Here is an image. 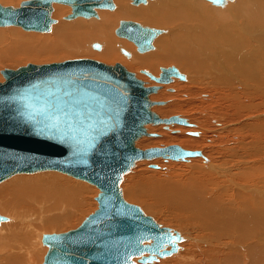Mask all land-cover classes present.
I'll use <instances>...</instances> for the list:
<instances>
[{
  "label": "water",
  "instance_id": "obj_1",
  "mask_svg": "<svg viewBox=\"0 0 264 264\" xmlns=\"http://www.w3.org/2000/svg\"><path fill=\"white\" fill-rule=\"evenodd\" d=\"M54 2L71 6L68 19L96 16L95 8L114 7L112 0H23L17 7L0 4V26L47 32L54 22L50 16ZM159 32L131 20H120L115 29L139 52L150 49ZM122 53L128 55L124 49ZM142 71L159 82L184 78L175 65L161 66L158 76ZM1 73L0 181L16 172L57 169L99 188L97 207L76 227L42 234L47 245L42 263L132 264L137 256L144 264H155L160 256L177 251L180 232L161 226L138 204L127 201L120 188L124 174L139 159L202 154L176 143L136 146V140L148 133V122L191 124L178 114L161 117L151 109L161 102L149 98L158 85H144L119 63L88 57L27 62L15 69L5 67ZM4 219L0 213V221Z\"/></svg>",
  "mask_w": 264,
  "mask_h": 264
},
{
  "label": "rangeland",
  "instance_id": "obj_2",
  "mask_svg": "<svg viewBox=\"0 0 264 264\" xmlns=\"http://www.w3.org/2000/svg\"><path fill=\"white\" fill-rule=\"evenodd\" d=\"M21 1L23 0H6V6L7 5L18 6ZM113 1L116 5L118 4L116 0ZM159 1L163 5L164 2L162 0ZM253 1L257 2V0H253ZM0 2L1 5L2 3H4L2 0H0ZM152 2L154 3L155 0H150V2H148L147 5L146 4L139 5L140 7L139 8L138 5L136 6L130 3V0H125L126 7L128 6L127 8H130L127 11L128 17L118 16L116 18V20L114 21L116 27H113L112 29V36L115 37L117 40H122L123 42L126 41L127 43L128 42L132 43L131 41L125 38L118 37L114 34V28L116 29L118 27L120 20H130V19L139 20L140 22L143 21V23L144 21L145 23L148 22L147 24L149 25L152 24V26L154 25L155 27H161V28L167 27V26L164 27V23L170 24L169 21H165V22L160 21L156 26L154 22V17H151V19L153 18L151 21L149 18H148L149 21L148 19H146L147 20L146 21L145 16L140 14H138V19L136 17H132L134 12L137 11L139 12L141 10L146 11L147 9L146 6L148 7L149 5H151ZM176 5L180 6L178 3H176ZM62 6L67 7V5H62ZM167 6L168 8H166V10L168 12H173L177 9V7L171 4ZM194 7L196 6L194 5H192V7L184 6V5L181 6V8L184 11L186 10L187 12H189L191 16H196L198 19H203L202 15L198 14L199 13L198 10ZM130 10L132 11V13H130L129 16V12H131ZM112 11L115 12V9L114 10L98 9L97 14L98 15L104 14V16L112 17L114 16L113 15L114 13ZM241 11L244 13L245 16V9H242ZM234 12L236 14H240V9H234ZM69 13L70 12L64 13V15H67ZM64 15H61V18ZM154 15H156L155 12ZM52 18H54L55 20L59 19V17H56L54 15H52ZM81 18L84 21L90 19V18L86 19L83 17ZM91 18H95V17H91ZM242 18L244 19L245 17ZM62 19L68 22L71 21L64 18ZM247 19L249 20V18ZM175 23H177V21H175ZM171 28L172 27H170V32L167 35L164 34V36H167V38H169L168 36L171 33ZM11 30L12 32L14 31V33L20 37L27 36L29 38L38 37L42 39V36L40 35L45 33V32L26 31L18 26H7V27H0V36L2 37L5 35V37L7 38L6 35H9ZM173 32L178 33L179 31L173 29ZM162 34H160V37L156 39L155 45L158 50L155 49L154 50L155 53H153L154 51H150L149 52L151 54L150 55L148 52L146 54L145 53L142 54L134 51L133 54L140 57L143 56L156 57L157 56L156 52L159 51L158 47L160 46V45L158 46L159 40L163 36ZM188 43H189V39L187 45ZM7 44L8 41L6 42L0 41V49L5 48ZM117 51L124 60L126 59L125 60L126 65H124V67H126L128 70H131L136 73L139 72V70L141 69H146L139 66L137 67V64H135V62H132L133 61L131 60L132 58H127L125 55H123L120 52L118 48ZM81 52L82 51L65 52L64 50H60V52L54 54V57H48L44 55L42 52L34 53L33 51H29L30 57H25L23 55L22 57L21 54L17 52V50H13L8 56H5L3 54L0 55L1 57L0 71L5 67L15 69L20 65L26 64L27 62L39 64L44 62L62 61L64 59L86 57L87 55H92L96 53L101 54L102 51L101 50L96 51L95 49L89 48L88 50H84L82 53ZM88 52L90 53L88 54ZM95 57L92 56L88 58L96 59ZM199 57H203V56H199ZM97 60H100L104 63L111 65L115 64L116 62V61L105 62V60L100 58ZM165 60H167L168 63H163V62L159 64L157 63V67L160 65L164 66L165 64L167 65L173 64L175 66H179L180 71L184 72V74L187 76V79L180 80L178 78H175V81H173V83L171 82L168 85L166 84L167 87H165V89L163 88V91H159L155 93L154 96H156V98L152 100H160V101L163 100V105L165 104L167 105L165 109H168L167 110L168 113L166 115L163 114L164 116L162 117H168L173 114H178L180 116L185 117L191 123V126L189 127L184 126V129L181 132V134L176 135L174 137L170 133H169L170 135H165L164 133L166 130L164 128L158 127L160 125L157 124L155 125L152 123L146 124L145 126L149 134L158 133L160 135L143 136L142 138H140V140L136 142V145L138 144L137 146L140 148H146L150 146H164V145L176 143L187 149H200L202 155L197 157L187 158L185 160H171V159L166 160L163 158H158L153 160V162L158 163V168L150 167L148 161L136 163V166L134 168L143 170V176H136L135 173H131V172L124 176L123 181L120 184L123 197L129 202L138 204L142 208L145 214L153 217L158 223L162 224L163 226H169L172 229L178 230L181 233V235L184 237L182 241L178 242V246L180 248L175 254H172L171 256L165 258H160L158 262H154L155 264H219V260L221 258L222 259L228 258L230 256L233 258V260L242 256H244L243 258H246L247 251H245V248L251 246L254 243V241L250 239V234L247 236L246 239L242 241L240 245L243 247V249H240V245L238 244L237 239H234L235 238L234 235L237 233L235 232V229L228 228L225 232H222V230L219 228L229 225L230 220L212 219L211 214H213V216L214 213L216 212H218V214H221L220 212L222 209L226 211L228 209H232V207L237 210L236 206L238 203L236 202H239L241 196L245 197L247 195L249 196V194H253L255 188L259 190L264 189L263 182L261 183L259 180L261 178L262 179L264 178V172L263 173L255 172L256 169H254L253 171L251 169L246 170V168H251L252 166H256V165L264 166V153L262 154V156L259 155L257 158L253 157L254 155L253 156L251 155L252 157L249 156V154L251 153L253 154L258 150L260 154L264 151L260 149L264 144L263 141L264 135L258 134L256 133V131H254V127L258 128L259 123H261L264 118V109L262 111V108H264V103H263L264 95L262 93L258 95L256 93L251 94L250 90H252V83L245 82L241 78H237L236 80H233L231 79L232 77L225 72V70H223L222 72L223 78L221 75H217L220 77V80L217 83L211 82L212 78H210L209 76L207 79H204V84L207 85L205 87L203 86V84L201 85L200 83L196 84L195 81L194 84H192L191 81L197 79L199 75L196 76L194 75L195 73L193 71L187 70L186 64L182 63L180 66L178 63H175L174 61L169 62L170 59L168 58H166ZM202 63L203 65L201 66L200 69L208 70L206 61H202ZM128 64H130V66H128ZM227 68L229 69L230 67L228 66ZM229 70L232 71L233 69L230 68ZM190 71L193 72V74ZM233 72L234 70L232 71V73ZM139 74H141V76L144 75L142 73ZM144 77L148 82V84H144V85L147 86L151 85L153 81L150 78H148L146 75H144ZM2 80L4 79L2 73L0 72V81ZM228 80L230 81V83ZM153 83L157 84L155 82ZM242 83L246 84L244 85L245 87L243 86ZM238 84H241L243 87L238 88L237 87ZM188 89L190 93L188 92ZM245 92H250V94L249 93L246 94ZM252 104H255L256 106H252ZM174 108H177L178 112ZM254 110H259L257 111V121H255L256 117L251 114ZM260 112L262 113L258 115ZM259 118L261 120H259ZM174 126L181 127L183 125L176 124ZM188 131H196L198 135L197 136L191 135L190 132ZM258 136H261V140H260L261 145H257L259 144L257 143ZM253 139L256 140V142L255 141L253 142ZM205 156L206 159L210 163H212L213 169H206L204 167L203 159H205ZM259 157L261 160L259 159ZM261 169L263 170V167H261ZM41 172L39 174L40 175L43 174V175L41 176L39 175L38 177H42L43 178L42 181L47 183V186H46V190L43 191L44 193L40 196V199H34L32 201L21 200L22 202L21 203L16 201V197L15 198L9 197V195H11L12 184L19 185L20 183H25L26 178H34L35 175L36 176L38 175L37 174L38 172L33 174L34 177L33 175H30V177L29 175H26L27 176L26 177L24 174L14 175L0 183V196L2 197V199L5 202H7V204L9 205L11 204L10 206H12L13 210L22 211L21 217L14 218L13 216L9 215L12 218L4 219L2 221V224L8 223V227L10 228L9 223H13L15 226L18 223H23L26 226V229L30 230L31 236L28 237L31 238V240L27 237L29 240L28 243L30 247L32 246L35 247V250L30 253L39 254V255L37 254L32 255L33 256L32 259L36 260L37 262L32 261L30 264H43L42 263L43 255L47 250V246L42 244V239H41L42 236H40V234L41 233L43 234L44 232L65 231L70 228L76 227L88 213H90L97 207V202L95 200V197L99 191V189L96 186L92 185L91 183H88L84 180L76 179L72 176H69L67 174L58 171L51 170V171H44L46 173L43 172L41 173ZM226 175H230V177L228 176L229 180L226 179ZM141 177L144 178L143 179L144 182L138 181L136 185L141 186L142 192H136V188L132 189V186L134 184V181L140 179ZM166 178L168 179V181L175 180L178 183H180L179 181H181V183L183 182L182 184L181 183L180 184L181 186L184 187V190L187 192V194L191 196L192 201L187 200L183 197H179V195L177 194L176 196L179 198L178 201L172 202L171 200H167V201L160 200L157 197L156 193L152 191L153 188L151 183H147V182L148 180L151 181H156V180L159 181L160 179L166 180ZM53 183H60L63 186L62 188L56 187L57 188L56 191L58 192L59 197L63 199L64 204L60 205L59 207H56V204H54L53 202H46V204L49 207L53 206L52 208H48V206H44L43 202L45 201H43V198L47 195V193H52L50 191L51 189L49 188V185ZM231 183L234 186H232ZM238 185H241L243 188L239 189L240 187H238ZM232 188L234 189L236 188V189L234 190ZM236 190L239 192L237 193ZM240 190H244L245 192ZM249 190L250 191L253 190V191L250 192ZM248 191L250 193H248ZM38 205L42 206V212L35 210L36 207L37 209H39ZM202 209L206 210L205 215L209 219H206L205 216L201 212H199ZM0 213L6 216L8 214V211L2 210V207L0 206ZM42 216H44L43 219ZM45 219H53L55 222L53 225L52 224L50 225L49 224L50 222L46 221ZM6 226L7 224H5V227ZM10 230L7 228L0 230V234H1L0 257L2 255H5L6 253L10 254L11 251L14 252L16 250H17L16 253L21 252L20 254L22 253L24 254V252H22L21 249L19 250L20 238L18 239L16 237L18 240L16 238L14 239V236L11 235ZM16 232L22 235L27 234V232L24 233L21 232L20 230L18 231L16 229H12V234H15ZM231 234H232V238H229ZM36 236H40L39 237L40 239ZM16 240L18 241V245L16 246L18 249L16 247H15L16 249L13 248L17 243ZM226 242H229L230 244H227ZM35 245H37V247ZM224 245L227 246L230 245L232 246L231 247L232 249L226 248ZM242 250H244L245 252ZM12 257L14 256L12 255ZM24 261L26 264L28 263L29 259L25 257V260L23 259L22 262ZM243 261L245 263L247 261V258L243 259ZM134 264H142V263H139L137 260H135Z\"/></svg>",
  "mask_w": 264,
  "mask_h": 264
},
{
  "label": "bare ground",
  "instance_id": "obj_3",
  "mask_svg": "<svg viewBox=\"0 0 264 264\" xmlns=\"http://www.w3.org/2000/svg\"><path fill=\"white\" fill-rule=\"evenodd\" d=\"M2 1L4 2V3H2V5L6 6V0H2ZM116 1L118 2L117 5L112 0L114 7L111 9H109V8H95L96 16H91V17H95L98 19L91 18V17H88V18H90V19H88L86 17H83V18L88 19L86 21H84L81 18L82 16H77V18L74 17V18L68 19L66 17L68 14L64 15V13H67V12L71 13V10H72L71 6L68 4L54 2L52 4V11H51L50 16L52 17V15H54L56 17H59V19H57L58 20L57 21L53 18L54 22L51 24L50 30L43 33L42 35H40V36H42V39L38 38V37H36V38H29L27 36L20 37L17 34H15L14 31L12 32V30H11L9 35H6L7 38L5 37V35L2 37L0 36V41H2V42L8 41V44L6 45V47L0 49V55L3 54L5 56H8L13 50H17V52L20 53L21 56L23 55L25 57H30L29 51H33L34 53L42 52L44 55H46L48 57H54V54L60 52V50H64L65 52L66 51H68V52L69 51L70 52L82 51L83 52L84 50H88L89 48H92V49H95L96 51L101 50L102 51L101 54L96 53V54H92V55H87L86 57H92V56L95 57L96 56L95 57L96 59L100 58V59L105 60V62L106 61H108V62L109 61H112V62L116 61L117 63L124 66V65H126L125 64L126 59L124 60L122 58V56L118 53V51H117V48H118L121 53H122V49L126 50L128 55H125L124 53H122V54L125 55L127 58H132L131 59V60H133L132 62H135V64H137V67L139 66V67L146 68L147 71H149L151 74H153L155 76L159 75L160 67L162 66V65H160L157 67V63L158 64L161 62L168 63V61L165 60L166 58H168V59H170L169 62L174 61L175 63H178L180 66L182 63L186 64L187 70L193 71L195 73L194 75H196V76L199 75V77H197V79H194L193 81H191L192 84H194V81H195L196 84L200 83V85L203 84V86L205 87L207 85L204 84V79H207L209 76H210V78H212L211 82L217 83L220 80V77L217 75L222 76V74H223L222 72H223V70H225V72L229 76H231L232 77L231 79H233V80H236L237 78H241L245 82L252 83V90H250L251 94L256 93L258 95V94L262 93L264 95V0H257V2L253 1V0H224V2L221 5L213 4L208 0H162L164 2L162 5L159 0H155L154 3L152 2L151 5H149L148 7L146 6V8L148 10L146 9V11H142L140 9L141 11L134 12L133 15L131 14L132 17H136L137 19H138V14L143 15V16H145V20L149 18L150 21L153 19V18L151 19V17H154V22H155L156 26L158 25V23L160 21H162V22L169 21L170 22V24L164 23V27L165 26H167V27L161 28V27H155L154 25L152 26V24L149 25V24H147L148 22L145 23V21L143 23V21L140 22L139 20L130 19L131 21L138 22L143 26H148V27L160 29V32L155 36V38L152 41V47L146 51H143V52H139L137 50L136 45L132 41H131L132 43H130V42L127 43L126 41L123 42L122 40H117L115 37L112 36V29H113V27H116L114 21L116 20V18L118 16H127L128 17L127 11H128V9H130V8H127L128 6L126 7L125 0H116ZM148 2H150V0H146L145 3L135 4L132 2V0H130V3H132L133 5H136V6L138 5V7H139V5H142V4L147 5ZM176 3H178L180 6H177ZM0 4H1V2H0ZM169 4L177 7V9L173 12H168L166 10V8H168L167 5H169ZM207 4H209L210 6ZM62 5H67V7L62 6ZM182 5L189 6V7H192V5L196 6L194 8H196L198 10V12H199L198 14H201L203 19H198L196 16H191L189 12H187L186 10L184 11L181 8ZM7 6H13V5H7ZM157 6H158V8H157ZM14 7H17V6H14ZM138 7H137V9H138ZM98 9H105V10H114L115 9V12L112 11L114 13L113 14L114 16H112V17L104 16V14L98 15L97 14ZM234 9H240V14H236L234 12ZM242 9H245V16H244V13L241 11ZM135 11H136V9H135ZM154 12L157 16L154 15ZM109 13H111V12H109ZM130 13H132V11L129 12V16H130ZM61 15H64V16H62V18L67 19V20H71L72 22L71 21H69V22L64 21L61 18ZM242 17H245V18L243 19ZM247 18H249V20ZM149 19H148V21H149ZM82 21H84V22H82ZM175 21H177V23H175ZM7 26H17V25H6V26H0V27H7ZM18 27H20V26H18ZM170 27H172L173 29H175L179 32L178 33L173 32V29L171 28V33L168 36L169 38H167V36H164V34L167 35L170 32ZM180 30H182V31H180ZM26 31H33V30H26ZM35 32H38V31H35ZM114 34L116 36H118L115 33V28H114ZM160 34H162L163 36L159 40L158 46L159 45L160 46L158 47L159 51L156 52V54H157L156 57H144V56L140 57V56H136L135 54H133L134 51H136L137 53H142V54L145 53L146 54L147 52L149 53L150 51H154L155 49L158 50L156 48L155 42H156V39H158V37H160ZM118 37H120V36H118ZM121 38H124V37H121ZM188 39H189V43L187 45ZM96 40H98V41H96ZM94 43H97L99 45V47L95 48L93 46ZM157 43H158V41H157ZM115 47H117V48H115ZM89 53L90 52H88V54ZM153 53H155V51ZM147 56H149V55H147ZM199 56H203V57H199ZM0 61H1V57H0ZM202 61H206L208 70H206V69L201 70L200 69L201 66L203 65ZM116 62H115V64H116ZM231 63H233V64H231ZM135 64H134V66H135ZM165 65L169 66L167 64H165ZM128 66H130V64H128ZM226 66L227 67L229 66L230 68H232L234 70V72L232 73L233 70L232 71L229 70L230 68L228 69ZM176 67L179 69V66H176ZM149 68H150V70H149ZM142 70L143 69L139 70V72H136V73L134 72L136 78L141 79L143 84H148L146 78L144 77V75H146L153 82L157 83L155 85H158V89L156 90V92L150 93V94H152V95H149L150 99H155L156 96H154V94L159 92V91H163V88L165 89V87H167V85L169 83H171V82L173 83V81H175V78H178L180 80H186L187 79V76L184 74V72L181 71L184 74V78H180L178 76H172L171 80L168 82H159V81H156L154 78H152L149 74L143 72ZM179 71H180V69H179ZM193 72H191V73L193 74ZM139 73H142L144 75L141 76V74H139ZM136 74L138 77L136 76ZM224 75H226V74H224ZM222 78H223V76H222ZM222 78H221V80H222ZM3 79H4V77H3ZM213 79H215V80H213ZM153 82L151 85L154 84ZM205 83H206V80H205ZM225 83H226V81H225ZM229 83H230V81H229ZM244 85H246V84L244 83L243 86ZM174 86H176V85H174ZM203 86H201V87H203ZM243 86L241 84L237 85L238 88H242ZM205 90H207V89H205ZM188 92L190 93L189 89H188ZM250 92H245V93L250 94ZM261 97H263V96H261ZM158 101H160V100H158ZM157 104H160V105H157ZM157 104H154L155 106H153L151 109L153 111H155L158 115L160 114L159 116H161V117L164 116L163 114L166 115L168 113L167 112L168 109H165V107H167V105L166 104L163 105V100H161V102L157 103ZM161 104H162V106H161ZM252 106H256V105L252 104ZM174 109L176 111L178 110L177 108H174ZM258 109H259V107H258ZM263 109L264 108H262V111H263ZM257 111H259V110H254L251 113L253 116L256 117L255 121H257ZM261 113L262 112H260L258 115H260ZM259 120H261V119L259 118ZM150 123H152V122H148L147 124H150ZM152 124L160 125L158 127L164 128L166 130L164 133L165 135L171 134L174 137L176 135L181 134V132L184 129V126H188V127L191 126V124H182V123H178V122H169V123L160 122V123H152ZM176 124H180L183 126L175 127L174 125H176ZM254 131H256V133H258V134L264 135V118H263V121L261 123H259L258 128L254 127ZM190 134L194 135V136L198 135L197 132L195 134H192V133H190ZM158 135H160V134H158V133H155V134L147 133V134L140 136L136 140V142L138 140H140V138H142L143 136H158ZM236 137H238V136H236ZM260 140H261V136H258L257 143H259V144H257V145H261ZM254 141L256 142V140L253 139V142ZM136 142H135V144H136ZM250 145H252V144H250ZM260 149L264 150V144ZM253 152H255V151H253ZM263 153H264V151L260 154L259 150H258L257 152H255L253 154L252 153L249 154V156L252 157L254 155L253 157L257 158L259 155L262 156ZM201 155L202 154L187 156L184 159H182V158L173 159L170 157L157 156L154 158L139 159L136 161V163L148 161V164L150 165V167L158 168V163L153 162V160L158 159V158H163L166 160L167 159L185 160L187 158L197 157V156H201ZM259 159H260V157H259ZM203 160H204L203 164H204V167L206 169H213L212 163H210L206 159V156H205V159H203ZM153 164H155V165H153ZM135 166H136V164H135ZM260 166L259 165L258 166L257 165L252 166L251 168H246V170L251 169L253 171L254 169H256L255 172L263 173L264 172V166H261V167H263V170L261 169ZM134 167L129 172L124 174V176L130 172L135 173L136 176H143V170H139V169H136ZM51 170L67 174V175L72 176L76 179L84 180L82 178L75 177L69 173H66V172H63V171H60L57 169H40V170H35V171H30V172H16V173L4 178L3 180H1L0 183L5 181L8 178L14 176V175H18V174L23 175L24 174L25 176L29 175V177H30V175H33L34 173L38 172L37 176L35 175V177H34V175H33L34 178H26L27 177L26 176L25 177L26 178L25 183H20L19 185L12 184L11 195H9V197L10 198L16 197L17 202H21V200L32 201L34 199H40V196L44 193L43 191L46 190L47 183L42 181L43 180L42 177H38L40 175L39 173L41 171L43 173H46L44 171H51ZM156 170H158V169H156ZM216 170H218V169H216ZM252 171H250V172H252ZM219 172H221V171H219ZM25 173H27V174H25ZM231 174H233V173H231ZM41 175H43V174H41ZM124 176H123V178H124ZM228 176L230 177V175H226L227 180H229ZM143 179L144 178L141 177L140 179L134 181L132 189L136 188V192H142L141 186L136 185V183L138 181L144 182ZM261 179H259V180L261 183L263 182V185H264V178L262 180ZM84 181L88 182L87 180H84ZM122 181H123V179H122ZM122 181L120 182V184L122 183ZM179 182L181 183V181H179ZM88 183H90V182H88ZM147 183H151L152 188H153L152 191H154L156 193L157 197L160 200H164V201L171 200L172 202L178 201L179 198L176 196V194H177V195H179V197H183L187 200L192 201L191 196L188 195L187 192L184 190V187L181 186V184L183 182L180 184V183L176 182L175 180H169L168 181V179L166 178V180L160 179L159 181L158 180H156V181L148 180ZM91 184L96 186L93 183H91ZM259 185H260V183H259ZM232 186H234V185L232 184ZM56 187L62 188L63 186L60 183H53V184L49 185V188L51 189L50 191L52 193H47V195L43 198V201H45V202H43L44 206H48L46 204V202H53L54 204H56V207H59L60 205L64 204L63 199H61L59 197L58 192L56 191V189H57ZM238 187H240L239 189L243 188L241 185H238ZM261 187H263V186H261ZM232 189H234V188H232ZM240 191L245 192L244 190H240ZM249 191H248V193L252 192L253 190H251L250 192ZM236 192L238 193L239 191L236 190ZM95 200H96V198H95ZM96 202H97V200H96ZM236 203H238L236 206L237 210L233 207H232V209H228L226 211L222 209L220 212L221 214H218V212H216V213H214V216H213V214H211V217H212V219H229L230 220L229 225L219 227V228L222 230V232H225L228 228L235 229V232H237V233L234 235L235 236L234 239H237L239 245L242 243V241L244 239L247 238V236L249 234H250V239L253 240L254 243L251 246L245 248V251H247V254H246L247 261L245 263L243 261V259H246V258H243L244 256L238 257L239 259L236 258L235 260H233V258L230 256L228 258H223V259L221 258L219 260V264H264V189L259 190V189L255 188L253 194H249V196L247 195L245 197L241 196L239 199V202H236ZM10 205L7 204V202H5L2 199V197L0 196V206L2 207V210L8 211V214L6 215V217H7L6 219L12 218L11 216H13L14 218L21 217L22 211L13 210L12 206H10ZM30 206H31V204H30ZM52 207L48 206V208H52ZM35 210L42 212V206L40 205L39 209H37V207H36ZM26 212H28V211H26ZM199 212H201L205 216L206 219H209L205 215L206 210L202 209ZM50 213H52V212H50ZM9 215H11V216H9ZM43 217L44 216H42V219H43ZM26 218H28V217H26ZM236 219H237V221H236ZM45 220L50 222L49 223L50 225L51 224L53 225L55 222L53 219H45ZM2 221L3 220L0 221V230L5 229V228H7L9 230L11 229L10 230L11 235L14 236V239L16 237L18 239L20 238L19 239L20 240L19 241L20 242L19 250L21 249L22 252H24V254L23 253L20 254L21 252L16 253L17 250L14 252L11 251L10 254L6 253L7 255L4 253L5 255H2L0 257V264H25V261L22 262L23 259L25 260V257L27 259H29L28 263H26V264H30L32 261H36V260L32 259L33 258L32 255H36L37 253H30V252L35 250V247H33V246L30 247V245L28 243L29 242L28 238L31 236L30 230H27L26 226L23 223H18L16 226L13 223H9L10 228L8 227V223H5V224H7V226L5 227V224H2ZM49 224H47V225H49ZM160 225L163 226L162 224H160ZM12 229H16L18 231L20 230L21 232H24V233L27 232V234L22 235V234H19L18 232H16L15 234H12ZM41 234H40V236H42ZM40 236H36V237L39 238ZM0 238H1V234H0ZM229 238H232V234L229 236ZM29 239L31 240V238H29ZM183 239H184V237L182 236V239L179 240L178 242L182 241ZM14 243H15V241H14ZM226 243L230 244L229 242H226ZM42 244H44V243L42 242ZM17 245H18V241L13 248H15ZM44 245H46V244H44ZM35 246L37 247V245H35ZM224 246L226 248L232 249L231 248L232 246H230V245L229 246L224 245ZM7 247H9V246H7ZM10 248H11V246H10ZM179 248L180 247L178 246L177 251L179 250ZM240 249H243V247L241 245H240ZM177 251H175L169 255H166V256H160L158 258V260L160 258H165V257L171 256L172 254H175ZM242 251H244V250H242ZM12 255L14 257H12ZM37 255H39V254H37ZM238 256H239V254H238ZM133 260H134V262L132 264L135 263V260H137L139 263L144 264L143 262L138 260L137 256H134ZM158 260H154L153 262H158ZM145 264H151V263L146 262Z\"/></svg>",
  "mask_w": 264,
  "mask_h": 264
}]
</instances>
